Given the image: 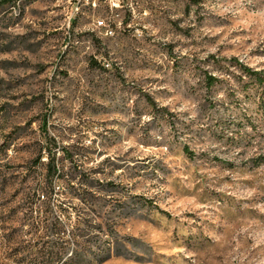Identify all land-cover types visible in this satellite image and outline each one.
<instances>
[{
  "label": "rangeland",
  "instance_id": "obj_1",
  "mask_svg": "<svg viewBox=\"0 0 264 264\" xmlns=\"http://www.w3.org/2000/svg\"><path fill=\"white\" fill-rule=\"evenodd\" d=\"M230 60L264 75V0L0 8V264H61L67 213L78 264H264V121ZM48 162L87 206L39 204Z\"/></svg>",
  "mask_w": 264,
  "mask_h": 264
},
{
  "label": "trees",
  "instance_id": "obj_2",
  "mask_svg": "<svg viewBox=\"0 0 264 264\" xmlns=\"http://www.w3.org/2000/svg\"><path fill=\"white\" fill-rule=\"evenodd\" d=\"M21 1V0H0V8H7L14 3ZM234 65L239 67L241 73L243 76H245L249 83L252 85V88L254 89V95L256 96V108L259 111L260 120L264 121V75L261 72L252 71L249 68L243 67L239 65L235 60H230ZM204 84L207 88H210L213 83L216 81L215 78H213L210 75L205 74L203 76ZM148 105L152 106V103L150 100L146 99ZM183 151L186 153V148H182ZM63 155L66 157V152L62 151ZM52 162V159H50ZM45 170H46V178L43 180L41 186H37L35 193L37 194V199H42L39 204H42L45 208V210L49 209L50 205L51 207L54 206L53 204H50V198L52 195H55L57 193H61L63 195L73 196L76 197L80 196L79 201L83 206H87L85 196H89V192L83 188L89 187L90 182L87 180H79L78 178L72 177L71 175L66 176V174H57L56 169L54 166H50V162L45 164ZM59 184V185H57ZM76 185V186H74ZM78 188V189H77ZM77 193L75 194V192ZM79 191V193H78ZM133 200L137 202L138 205L142 208H151L156 210L154 206L150 202H147V200H144L140 197H132ZM50 207V208H51ZM70 207V206H69ZM70 209V208H69ZM62 212H65V210H62ZM80 213L76 214L75 218H70L68 213L65 214V222L62 221L61 224V230L58 232V235L61 234V255L62 262L61 264H78L74 254L75 251L79 245L78 239H81L83 237L81 232L87 231V222H84L81 220L80 216H78ZM72 219V221H70ZM69 227V230H66V228ZM97 229L100 230L99 226H96ZM83 230L79 233L80 230ZM67 239L69 240V243L67 242ZM95 252H93V257L96 261L103 262L109 257V248L108 246H99L94 243ZM68 254V255H67ZM93 259V260H94ZM92 260V259H91Z\"/></svg>",
  "mask_w": 264,
  "mask_h": 264
},
{
  "label": "built area",
  "instance_id": "obj_3",
  "mask_svg": "<svg viewBox=\"0 0 264 264\" xmlns=\"http://www.w3.org/2000/svg\"><path fill=\"white\" fill-rule=\"evenodd\" d=\"M97 27L104 28L105 33L108 34V35L112 34L111 30L109 29L108 24L107 23H103V21L97 22Z\"/></svg>",
  "mask_w": 264,
  "mask_h": 264
}]
</instances>
